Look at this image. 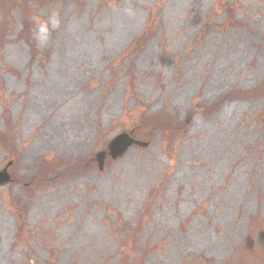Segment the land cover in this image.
<instances>
[{
    "label": "rangeland",
    "instance_id": "1",
    "mask_svg": "<svg viewBox=\"0 0 264 264\" xmlns=\"http://www.w3.org/2000/svg\"><path fill=\"white\" fill-rule=\"evenodd\" d=\"M30 8L59 27L43 47L32 31L31 56L19 7L0 6V132L15 151L0 147L15 180L0 186V264H238L251 219L264 224V0ZM162 111L170 145L153 127L97 169L95 152L123 131L146 140Z\"/></svg>",
    "mask_w": 264,
    "mask_h": 264
},
{
    "label": "trees",
    "instance_id": "2",
    "mask_svg": "<svg viewBox=\"0 0 264 264\" xmlns=\"http://www.w3.org/2000/svg\"><path fill=\"white\" fill-rule=\"evenodd\" d=\"M31 1H34V0H0V6L4 8L5 13H7V11L14 6L20 7L21 13H22V27L20 30V35L22 36L24 41H26V43L29 45L31 56H34L35 48H34L33 41L30 39V35L32 34V29H33V18L36 16L32 13V11H30ZM37 1H40V0H37ZM143 37H145L144 34L138 36V39H142ZM256 93L257 92L255 91L254 94ZM213 108L214 107L212 106L211 109ZM148 124L150 126V130H152L153 127L160 130L163 140L168 145H170V142L174 135L178 136L179 128L177 124L171 123L170 118L166 112H162L160 114H157L156 116H153L152 119L148 121ZM136 134L139 137H141L139 133H136ZM0 147L6 149L10 153V155L14 156L15 151L13 149V139L6 132L4 133L0 132ZM37 174L33 178L39 182L40 180L38 179V177L39 176L44 177L45 174H43L42 172H38ZM17 218H19V216ZM251 224L253 227L251 228L252 232L249 235V239L254 237L255 239H257V243L253 242L251 245H246V247L242 248L241 254L238 257V262L241 258H244L247 255V252H252L257 255L260 254V255H263L264 257V250L259 249L261 242L264 243V224L261 223L257 217H253L251 219ZM255 227L258 229H255ZM21 229L22 228H20V230ZM119 264H127L126 259L123 258Z\"/></svg>",
    "mask_w": 264,
    "mask_h": 264
},
{
    "label": "water",
    "instance_id": "3",
    "mask_svg": "<svg viewBox=\"0 0 264 264\" xmlns=\"http://www.w3.org/2000/svg\"><path fill=\"white\" fill-rule=\"evenodd\" d=\"M132 144L139 145L142 147L147 146V142H142L133 139L126 132H121L116 135L107 144V152L105 150L99 151L95 154V159L97 161V167L99 170L102 169L106 155L108 154L112 159L121 157L125 151ZM10 164V163H9ZM8 165V164H7ZM10 181V175L6 172V167L0 171V185H4Z\"/></svg>",
    "mask_w": 264,
    "mask_h": 264
},
{
    "label": "clouds",
    "instance_id": "4",
    "mask_svg": "<svg viewBox=\"0 0 264 264\" xmlns=\"http://www.w3.org/2000/svg\"><path fill=\"white\" fill-rule=\"evenodd\" d=\"M59 27V21L53 14L49 19H42L39 16L33 18V38L43 47L46 45L49 34L53 29Z\"/></svg>",
    "mask_w": 264,
    "mask_h": 264
}]
</instances>
